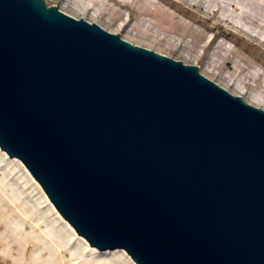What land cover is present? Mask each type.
Instances as JSON below:
<instances>
[{"label": "water", "instance_id": "95a60500", "mask_svg": "<svg viewBox=\"0 0 264 264\" xmlns=\"http://www.w3.org/2000/svg\"><path fill=\"white\" fill-rule=\"evenodd\" d=\"M0 150L91 247L264 264V108L45 0H0Z\"/></svg>", "mask_w": 264, "mask_h": 264}, {"label": "rangeland", "instance_id": "374dc122", "mask_svg": "<svg viewBox=\"0 0 264 264\" xmlns=\"http://www.w3.org/2000/svg\"><path fill=\"white\" fill-rule=\"evenodd\" d=\"M45 1L131 44L198 65L248 103L259 106L252 92L264 96V0ZM15 159L0 152V264H134L122 249L101 251L72 234Z\"/></svg>", "mask_w": 264, "mask_h": 264}, {"label": "bare ground", "instance_id": "6f19581e", "mask_svg": "<svg viewBox=\"0 0 264 264\" xmlns=\"http://www.w3.org/2000/svg\"><path fill=\"white\" fill-rule=\"evenodd\" d=\"M76 1H79V0H76ZM87 6H89L90 8L92 7V6H90V5H87ZM74 8H77V7H74ZM78 9V8H77ZM79 12H81V10H78ZM95 11V9L94 8H92V14H93V12ZM253 73V72H252ZM236 88L239 90V91H243V87L241 86V84H239V83H236ZM249 96H250V98L253 100V102H255L256 104H258L259 106H261V107H263L264 108V96H262L259 92H252V93H250L249 94ZM0 152L7 158V159H9L10 157H7L6 156V154L4 153V152H2L1 150H0ZM15 159V158H14ZM15 160H17V159H15ZM18 161V160H17ZM19 162V161H18ZM20 163V162H19ZM24 169V168H23ZM24 171L27 173V175L30 177V175L28 174V172L24 169ZM31 178V177H30ZM31 180L35 183V181L31 178ZM46 199V198H45ZM46 201H47V199H46ZM47 203L50 205V203L47 201ZM51 206V205H50ZM52 210H53V212L55 213V215L58 217V219L62 222V223H64L65 224V226L69 229V231L72 233V234H74V235H76L74 232V230L72 229V227L67 223V222H65L64 221V219H62L59 215H58V213L55 211V209H53V207H52ZM83 242H84V244L88 247V245H87V243H86V241L84 240V239H82V238H80ZM105 254H107V253H110V252H104ZM129 262H130V264H133L130 260H129Z\"/></svg>", "mask_w": 264, "mask_h": 264}]
</instances>
